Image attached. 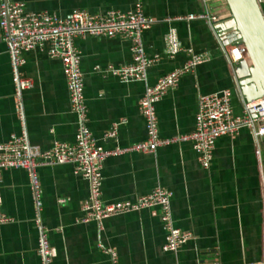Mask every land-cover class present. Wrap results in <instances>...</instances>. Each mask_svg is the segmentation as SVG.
<instances>
[{"label":"crops","instance_id":"0c3cea01","mask_svg":"<svg viewBox=\"0 0 264 264\" xmlns=\"http://www.w3.org/2000/svg\"><path fill=\"white\" fill-rule=\"evenodd\" d=\"M26 10L60 17L73 9L89 13L132 10L139 3L156 21L142 33L147 54H159L146 80L122 82L94 67L129 63L131 43L118 36L85 35L80 50L87 125L106 148L145 139V121L138 102L147 86L188 59L187 48L209 59L185 73L176 87L155 104L159 135L169 137L194 129L198 97L229 88L235 114L243 110L235 74L218 37L231 26L226 7L208 0H21ZM264 13V0L259 1ZM218 12L220 19H175L190 13ZM170 17L173 20H165ZM177 31L183 48L174 57L164 53V36ZM220 28V31L218 29ZM47 45L23 53L17 68L32 87L17 94L7 44L0 34V143L24 134L28 142L48 149L55 141H74L77 119L70 107L61 61L51 58ZM116 127L112 137L105 134ZM102 200H135L159 187L171 192L172 223L191 237L176 252L162 248L166 229L159 206L114 215L98 223L82 221L88 182L71 163L37 168L40 188L36 201L24 169L1 172V210L12 221L0 224V264H41L38 244L47 235L51 264H249L264 261V137L250 128L216 139L208 168L198 162L189 141L158 146L155 151L110 156L102 164ZM38 202V203H37Z\"/></svg>","mask_w":264,"mask_h":264},{"label":"built area","instance_id":"2783aa9c","mask_svg":"<svg viewBox=\"0 0 264 264\" xmlns=\"http://www.w3.org/2000/svg\"><path fill=\"white\" fill-rule=\"evenodd\" d=\"M208 1H213L212 5L217 8L224 5L227 15L230 14L225 0ZM203 18L216 22L220 19V14L217 11L211 14L205 11L175 17V19L185 20ZM165 20L173 19L167 17ZM155 21L144 13L139 3L134 9L128 11L109 9L104 12L89 13L83 9H73L70 15L60 17L47 11H27L24 1L21 0H0V34L8 47L17 94L22 89L32 87L31 79L20 78L17 74V68L25 62L23 53L47 45L46 51L49 57L61 61L70 107L77 119L75 137L72 142L55 141L51 147L44 150L30 144L24 134H12L5 142H1L0 179L4 169L26 170L37 201L40 188L37 168L71 163L75 173L83 177L89 185V195L82 204L84 211L82 221L93 220L101 223L103 219L114 215L159 206L160 218L166 229L165 243L162 248L176 252L191 237V233L181 230L172 223L171 192L157 187L133 201L126 199L105 203L102 200L101 189L103 161L110 156L135 151L150 153L158 146L189 141L197 153L200 165L208 168L213 158L217 138L233 135L242 127L250 128L256 138L264 137V96L243 102L242 112L235 114L229 88L202 93L198 97L194 129L188 133L161 137L155 104L169 89L177 86L185 73L193 71L198 64L209 59L206 53H197L187 48L186 51L189 54L187 61L160 76L153 85L147 86L139 99L138 107L145 121V139L123 147L102 146L87 125L88 108L84 95L83 73L80 68L81 53L75 41L85 35L118 36L128 39L131 43V62L116 67L108 65L102 68L96 65L94 70L103 76H115L122 82L144 81L148 67L159 60V54L146 53L142 42L143 31ZM218 39L233 70L238 61L246 56V47L239 41L224 44L220 36ZM164 40V53L167 57L172 58L184 49L174 27L168 29ZM115 133L116 127L108 131L105 136L112 137ZM1 204L0 193V224L12 221V217L2 212ZM107 252L111 256L112 264H118L115 253L111 249H107ZM38 253L41 264H51L52 250L43 230L39 238ZM249 264H264V261Z\"/></svg>","mask_w":264,"mask_h":264},{"label":"water","instance_id":"95a60500","mask_svg":"<svg viewBox=\"0 0 264 264\" xmlns=\"http://www.w3.org/2000/svg\"><path fill=\"white\" fill-rule=\"evenodd\" d=\"M225 1L231 26L220 38L224 44L239 41L246 47V56L233 71L242 95L249 101L264 96V13L258 0Z\"/></svg>","mask_w":264,"mask_h":264}]
</instances>
